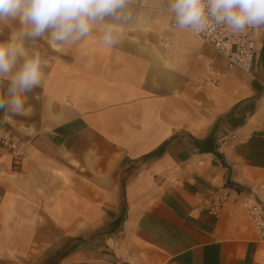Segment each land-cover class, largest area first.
<instances>
[{
  "label": "crops",
  "instance_id": "0c3cea01",
  "mask_svg": "<svg viewBox=\"0 0 264 264\" xmlns=\"http://www.w3.org/2000/svg\"><path fill=\"white\" fill-rule=\"evenodd\" d=\"M126 11L114 46L24 40L44 76L0 124L22 151L0 147V264H264L246 207L264 199V29L253 73L210 83L227 59L168 0Z\"/></svg>",
  "mask_w": 264,
  "mask_h": 264
},
{
  "label": "clouds",
  "instance_id": "9594fccd",
  "mask_svg": "<svg viewBox=\"0 0 264 264\" xmlns=\"http://www.w3.org/2000/svg\"><path fill=\"white\" fill-rule=\"evenodd\" d=\"M131 0H0V24L19 20L21 29L10 41L0 43V124L15 115H24L28 92L42 85L44 76L41 54L29 50L24 40L42 38L49 45H75L100 32L104 45L114 46L121 36L119 24L131 18L126 11ZM175 26L194 33L223 27L233 34L264 29V0H168ZM47 33V35H46ZM19 58L23 63L17 68ZM258 226H264V215L256 214Z\"/></svg>",
  "mask_w": 264,
  "mask_h": 264
},
{
  "label": "built area",
  "instance_id": "2783aa9c",
  "mask_svg": "<svg viewBox=\"0 0 264 264\" xmlns=\"http://www.w3.org/2000/svg\"><path fill=\"white\" fill-rule=\"evenodd\" d=\"M260 29L248 30L245 33L233 34L223 27L216 30H208L202 33H195L203 41L211 45L227 59L225 69H214L213 75L209 78L210 83H218L227 73L238 71L242 76L251 75L255 63L257 45L259 41ZM0 147L6 148L11 156L12 164L18 166L22 160V151L19 140L11 136H0ZM252 193H257L251 189ZM227 193H223L213 203V211L216 212L226 200ZM248 215L259 232L264 238V226H258L253 215H264V199L260 196L251 198L246 202Z\"/></svg>",
  "mask_w": 264,
  "mask_h": 264
}]
</instances>
